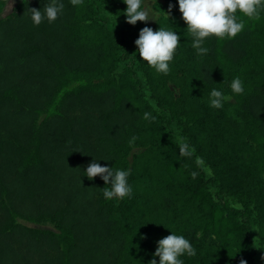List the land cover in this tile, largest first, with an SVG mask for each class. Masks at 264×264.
Segmentation results:
<instances>
[{"label":"trees","instance_id":"obj_1","mask_svg":"<svg viewBox=\"0 0 264 264\" xmlns=\"http://www.w3.org/2000/svg\"><path fill=\"white\" fill-rule=\"evenodd\" d=\"M146 1L153 24H128L123 0H59L39 26L30 9L51 0H22L0 18V264H159L172 233L196 250L184 264H264V11L197 55L178 0ZM144 27L181 38L167 75L139 56ZM94 159L130 170L132 194L105 199Z\"/></svg>","mask_w":264,"mask_h":264},{"label":"clouds","instance_id":"obj_2","mask_svg":"<svg viewBox=\"0 0 264 264\" xmlns=\"http://www.w3.org/2000/svg\"><path fill=\"white\" fill-rule=\"evenodd\" d=\"M123 2L127 5L124 15L127 17L128 24L147 23L150 20L149 11L142 8L143 0H123ZM70 3L78 6L83 3V0H70ZM178 3L182 19L187 25L186 32L192 37L191 46L197 51V55H205L209 51L202 46L206 38L234 39L244 29V22L238 21L237 13L251 20H259L261 12L264 11V0H178ZM173 7V5L169 6V13ZM63 9V3L59 0H51V3L46 4L42 11L36 8L30 9L31 20L36 26H39L45 17L49 23H52L57 20ZM180 39V36L172 30L160 27L158 31H154L150 27H144L135 44L140 58L149 67L159 74L167 75ZM230 87L231 91L237 95L244 92L243 82L239 77L232 80ZM230 99L231 97L225 96L223 92L214 88L210 92V107L220 109L223 103ZM143 118L155 120V117L147 112L144 113ZM136 139L137 137L133 136L129 143L134 144ZM179 149L182 156L186 155L189 145L180 143ZM85 173L89 180L99 176L106 185H109L102 189L105 199H123L132 194V188L128 184L130 170L101 166L94 159L87 166ZM154 255L159 257V264H184L181 257L184 255L193 257L196 255V250L184 236L172 233L158 241ZM150 264H157L156 259H152ZM240 264H247V262L241 260Z\"/></svg>","mask_w":264,"mask_h":264},{"label":"rangeland","instance_id":"obj_3","mask_svg":"<svg viewBox=\"0 0 264 264\" xmlns=\"http://www.w3.org/2000/svg\"><path fill=\"white\" fill-rule=\"evenodd\" d=\"M22 2V0H10L3 13L0 15V18H3L7 15L12 14L13 12L16 11V7ZM145 9H147L149 11V23L153 24L156 20L157 15L155 14V12L153 11V9L151 8V3L150 1H146L145 3ZM21 223L28 225L30 227H39V228H52L53 224L49 221H44L40 224H34V223H27V222H23L20 221ZM253 237L257 240V242L259 241L258 239V229H257V225L254 223V231H253ZM259 264H262L261 260L259 259Z\"/></svg>","mask_w":264,"mask_h":264}]
</instances>
